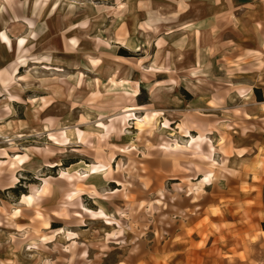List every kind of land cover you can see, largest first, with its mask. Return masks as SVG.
I'll list each match as a JSON object with an SVG mask.
<instances>
[{"label": "rangeland", "instance_id": "obj_1", "mask_svg": "<svg viewBox=\"0 0 264 264\" xmlns=\"http://www.w3.org/2000/svg\"><path fill=\"white\" fill-rule=\"evenodd\" d=\"M0 39V264H144L249 189L264 0H0Z\"/></svg>", "mask_w": 264, "mask_h": 264}, {"label": "crops", "instance_id": "obj_2", "mask_svg": "<svg viewBox=\"0 0 264 264\" xmlns=\"http://www.w3.org/2000/svg\"><path fill=\"white\" fill-rule=\"evenodd\" d=\"M2 119L0 133L6 132L8 124ZM260 158L237 171L239 182L248 183L249 189L239 184L233 205L222 207L219 221L202 226L185 223L184 228L176 224L169 237L157 244L153 256L142 257L144 264H264V158L259 164ZM245 171L253 173L244 175Z\"/></svg>", "mask_w": 264, "mask_h": 264}, {"label": "bare ground", "instance_id": "obj_3", "mask_svg": "<svg viewBox=\"0 0 264 264\" xmlns=\"http://www.w3.org/2000/svg\"><path fill=\"white\" fill-rule=\"evenodd\" d=\"M24 38H26V37H24ZM92 62H98V59H92ZM12 98H14V96H10L9 98H7V99H4V101H2L1 103H0V105H2L3 107H6V108H8V113H9V115L10 114H13L14 113V107H13V105H12V102L11 101H13V99ZM93 112V111H92ZM133 114V113H132ZM1 120V119H0ZM23 128V127H22ZM82 136V135H81ZM83 139V138H82ZM177 147H179V144L178 143H176L175 144V148H177ZM93 169V168H92ZM94 169L96 170V169H99V168H97V167H94ZM25 197L28 199V200H30L31 199V196H26L25 195Z\"/></svg>", "mask_w": 264, "mask_h": 264}]
</instances>
